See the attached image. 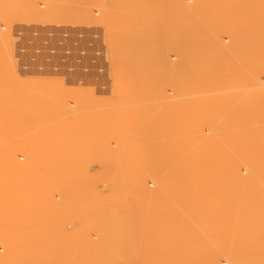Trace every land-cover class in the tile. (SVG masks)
<instances>
[{"label":"rangeland","instance_id":"obj_1","mask_svg":"<svg viewBox=\"0 0 264 264\" xmlns=\"http://www.w3.org/2000/svg\"><path fill=\"white\" fill-rule=\"evenodd\" d=\"M0 264H264V0H0Z\"/></svg>","mask_w":264,"mask_h":264},{"label":"built area","instance_id":"obj_2","mask_svg":"<svg viewBox=\"0 0 264 264\" xmlns=\"http://www.w3.org/2000/svg\"><path fill=\"white\" fill-rule=\"evenodd\" d=\"M17 35H18V37H19V33H18ZM18 43H19V41L17 42V44H18ZM18 47H19V46H18ZM21 53H22V52H20V51L18 52V50H17V54L20 55ZM22 58H23V57H22Z\"/></svg>","mask_w":264,"mask_h":264}]
</instances>
